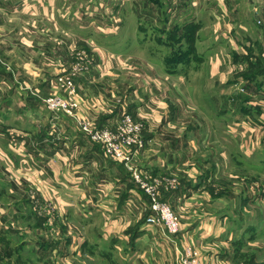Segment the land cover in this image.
<instances>
[{
  "label": "crops",
  "instance_id": "crops-1",
  "mask_svg": "<svg viewBox=\"0 0 264 264\" xmlns=\"http://www.w3.org/2000/svg\"><path fill=\"white\" fill-rule=\"evenodd\" d=\"M19 2L22 3L19 11L29 12L23 16L28 17L32 27L35 24L40 26L43 17L48 20L47 32L53 35L59 32L69 34L66 29L74 27L70 21L65 23L60 19L64 7L69 4L65 0H0L2 23L7 22L3 19L5 9L11 11L14 3ZM197 2L200 4V0ZM71 6L72 3L69 7ZM213 6L212 9L208 8V12L215 19L214 25L220 29L218 34L216 32L218 43L228 44L239 55L245 49H241L238 43L248 45L246 51L257 43L264 57V0H214ZM10 21L13 23L12 19ZM27 36H23L22 44L29 49V46L34 47L38 41L32 39L34 35L31 39H27ZM84 37L83 48L76 46L69 53L71 58L73 56L71 61L79 54L83 55L82 74L87 75L85 81H82L84 92L81 93L83 105L79 110L80 114L82 117L95 119L100 126L115 122L124 113H131L134 118L141 120L144 124L145 148L137 159L138 166L142 172L147 171L161 179L176 178V185L168 190L162 188L160 197L171 204L179 217L181 232L178 237L184 236L189 241L192 237L195 239L197 246H193L200 248L202 264H228L229 260L233 261L229 252L235 247H232L233 230L227 225L230 218L226 208L227 200L224 204L221 199L213 200L210 192L206 191L204 180L208 175L228 174L226 170L215 167L218 158H222L219 159L221 165L223 161L228 162L230 172L234 166L238 168L233 160L235 156L239 158L237 162L246 164L244 168L248 172L251 170L258 173L259 180L263 178L264 182V80L257 81L254 77L248 79L244 75L236 81L243 92L235 94V100L233 98L228 106L226 103L223 105L225 109L230 105L240 106L245 114L224 128L228 141L215 143L217 153L213 154L208 145L204 147L207 152H204L201 141L196 136L197 129L189 126L192 117L178 115L168 96L174 87L180 89L179 82L193 72L188 71L192 63L185 61L176 67L165 64L163 68L143 67L138 70L128 59L124 61L116 58L115 52L101 50L100 44L91 35ZM42 40L51 42V37ZM77 40L74 42H78ZM41 48L45 50L44 42ZM219 52L220 49L212 51L211 58L203 64L208 67L213 81H219L225 97L229 94L233 97L235 91L233 92L232 85L235 83L226 84V77L230 75L222 69ZM252 54L253 52L249 56L247 53L243 58L246 66L255 64L256 58ZM40 56L34 53L31 58L26 59L29 60L28 63L17 66L24 72L19 69L17 74H10L0 70V89L6 92L0 100V108L2 109L3 104L6 110V116L1 111L3 116L0 118V202H4L3 196L10 192L7 184L13 179H9V175H13L24 164L28 166V160L25 159L28 153L36 164L31 169L29 179L35 182L34 187L41 193V198H38L39 206L48 205L50 211L60 218L59 234L53 241L62 243V246L59 244V252L55 260L49 259L51 262L178 264L176 253L167 243L168 239H162L144 221L148 214V201L143 190L125 171L121 161L102 153L98 144H92L67 121L62 125L52 126L49 118L44 119L46 114L37 112V104L42 95L39 85L36 86L37 82L46 83L48 92L49 88L52 89L50 83L48 85L46 82V71H42L40 76ZM228 57L233 58L229 49ZM117 67L121 68L120 72H125L126 78L120 73L116 74ZM15 75L22 83L27 84L25 80L29 82L27 91L19 90ZM116 82L121 84L120 89L116 87ZM29 90H38V96ZM19 92L22 93L21 96ZM28 112H34L29 114L32 115L30 119L27 117ZM226 121H231V118H226ZM12 129L26 137V152L8 142V132ZM237 140L241 142L240 152L233 153L231 145ZM22 162L27 164L21 165ZM41 165L44 170L39 169ZM48 184L53 185L56 190L48 189ZM3 188H6L4 193ZM256 188L258 191L249 190L246 201L249 203V211L252 202L254 203L257 208L256 219L260 222L257 227L247 225L252 224L254 218L247 216L249 211L246 213L245 227H248L244 231V245L260 247L252 244L262 243L264 240V183ZM18 190L23 192V189ZM18 202L24 212L33 208L32 216H40V221L48 218L29 199H19ZM229 226L233 227V224L230 223ZM160 230L163 235L162 228ZM152 241L161 242L157 244L158 248L155 247L159 255L154 262L151 254L153 245H150ZM179 245H184V242L179 241ZM53 247H50L51 251ZM214 252H220V258L224 262L217 261L213 257Z\"/></svg>",
  "mask_w": 264,
  "mask_h": 264
},
{
  "label": "rangeland",
  "instance_id": "rangeland-1",
  "mask_svg": "<svg viewBox=\"0 0 264 264\" xmlns=\"http://www.w3.org/2000/svg\"><path fill=\"white\" fill-rule=\"evenodd\" d=\"M197 1L198 0H65V2L69 4L64 7L60 19L65 23L70 21L74 25L73 28L66 29L69 33L66 35L61 32L55 33L54 35L48 33L46 30L48 21L46 17H43L40 26L35 24V27H32L28 17L25 18L23 16L29 12L23 10L19 11L21 9L20 6H22L21 2L14 3V7L10 8L11 11L7 8L5 9L3 19L7 21L6 23H2L0 15V70L8 71L10 74H17L16 71L19 69L21 72H24L22 68H18L17 66L20 63H28L29 60L26 59L31 58L32 54H40L41 56L39 59L42 63L40 64V76L43 73L42 71H46L47 77H45L48 78L46 82L47 84L50 83L52 89L49 88L48 92L45 88L46 83L41 84V80L39 82L40 84L37 82L36 86L39 85L40 94H42L37 104V107H39L37 112L41 111L46 114L47 116L44 119L49 118L52 126L62 125L67 121L75 131H79L85 138L87 137L92 144H96L97 142L91 140L89 131L93 132L97 131V128L101 129L100 132L97 131L101 136L98 139L100 142L106 141L107 136H105V133H110L116 137L120 136L119 133L117 135L114 134L113 130L117 127V123L120 122L121 116L113 123H105L107 125H103L101 128L99 124H96L97 122H95V119L82 117V114L79 112L83 105V96L81 93L84 92V87L82 81H85V76L87 75L82 74L84 66L81 60L83 59V55L79 54V56H76L75 60L71 61L73 56L71 58L69 53L71 54L76 46L78 48H83V40L86 39L84 35H91L94 37L95 42L100 44L99 47L101 50L115 52L116 58H122L124 61L128 59L134 66L138 67V70L143 67L163 68L165 64L168 67H176L179 63L185 61L190 62L192 64H190L188 67L189 69H187L193 72L185 77V79L181 80L182 82H179L180 89L174 87L173 91L168 93L170 103L173 107H176L178 115L184 118H188V116L192 117V123H189V126L197 129L196 136L201 141V147L204 149V147L208 145L213 154L217 153L218 148L215 146V143L228 141L227 136L224 135L223 132L225 131L224 128L228 123L236 121L237 118L239 119L245 114L244 109L240 106L232 107V105H230V107L225 109L223 104L226 103L228 106L233 98L235 100V94L243 92V88L240 86L238 87L239 82L236 81L239 78H243L248 70L253 69L255 73V76L253 75L254 79L257 81L260 79L264 80V67L259 66L257 68H252L255 66L251 64L246 66V62H243V58L247 53L251 56L253 52V54H255V56L252 54L253 58H257L258 55H261L259 44L254 43L253 46L246 51L248 45L238 43L237 45L241 46V49H245V52L242 51V55L233 51L228 44L220 45L217 38L220 29H217L214 25L215 19L208 12V8L212 9L214 7V0H200V4ZM70 3H72L71 7H69ZM11 19L13 23L10 21ZM33 35L34 37H32ZM23 36H27V39H31L32 37L34 41H38L34 46L35 48L33 46H29V49L24 48V44H22ZM49 37H51V42L46 43L45 40H42H47ZM58 37H62V39ZM75 39H78V42H74ZM43 42L46 44L45 50L41 48ZM88 47L93 49L91 46ZM215 49H220L219 53L222 69L230 75L226 77V84L231 82L235 83L232 85V88H234L233 92L235 91L233 97H231V94L225 97L223 88L218 84L219 81H213V78L209 76L208 67L203 64L205 60L208 62V59L211 58L212 51ZM228 49L232 51L233 58L228 57ZM238 51L240 52V49ZM11 59L15 60L12 61ZM256 60H258V58ZM211 65L209 64V66ZM180 67L182 66L180 65ZM120 70L121 68L117 67L116 74L120 73L122 77L126 78L125 72H120ZM60 76H65V84L63 87L58 84V78ZM116 77H118V75H116ZM14 79L17 81V85H19V90L25 89L27 91L30 87L28 86L30 84H28L29 82L27 80L25 81L28 85L22 83L16 75ZM66 79H69V84L66 82ZM120 85L121 84L118 85L116 82V87L118 86L119 89ZM32 90L29 91L33 92ZM37 92L34 91L33 93L38 96ZM69 92H71L70 95L68 94ZM5 93V91L0 89V100ZM21 95L22 93L19 92V96ZM56 95H65L64 99L67 102L70 101L69 97H71L72 100L75 102L77 101V107L73 109L70 107V104L65 103L67 107L71 108V110L65 109L67 112L66 114L50 110L47 108L45 100L48 99V97ZM60 100L63 101L62 98ZM1 111L3 115H5L6 110L3 104L2 109L0 108V118L3 116ZM32 113L34 112H28V119L32 117V115H29ZM129 114L132 115L131 113ZM226 118H231V121H226ZM134 119L138 121L142 127L140 135L144 142L142 148L144 150V124L141 120ZM94 125L98 127L94 128ZM232 126L234 129L237 128H235L234 124ZM8 134V142L18 146L21 151L26 152V137L20 136L15 129L9 131ZM138 134L139 132H137L136 135ZM214 139L217 140L215 142H210ZM105 144L107 143L105 142ZM240 145L241 142H239V140L232 143L231 149H233V153L240 152ZM107 147L110 153L100 147L102 153L115 158L111 155L115 153L111 151L108 145ZM211 147H213V149ZM206 150L207 149H204V152H207ZM140 154L139 152L137 156L140 157ZM29 157L31 158L27 153L25 159L28 160V164L26 162L21 163V165L26 163L29 167L24 164L14 172L13 175H9V179H13L10 180L12 182L7 184L10 192L2 198L5 203L0 202V264H55L54 261L51 262L49 259L52 258L55 260L59 252L58 248L60 245L62 246V243H54L53 241L59 234V227L61 226L60 218L50 211L48 205H44L43 207L42 205L39 206L38 200L41 198V193L34 187L35 182L29 179L31 169L33 170L36 164H34L35 160H31ZM219 159L222 158H218L215 167L226 170L228 174L223 175L220 173L218 175H208L204 183L207 187L206 191L210 192L213 200L221 199L223 202L222 204L227 200L226 208L230 216L227 225L228 228H232L233 230L232 247H235L229 252L234 260H229L228 264H264V240L261 241L262 243L254 242L252 244L259 245L260 247L244 245V241H246L244 231L245 228L248 227H245V218L246 213L249 211L247 209V205H249L248 201H246L247 196L251 189H254L253 191H258L256 187L264 183L262 181L263 178L261 177L262 179L259 180L258 173L251 170L248 172V169L244 168L246 164L242 165V163L237 162L239 158L235 156L233 160L238 168L234 166L232 172H230L228 162L226 163L223 161L221 165ZM136 164L138 165V161H136ZM42 168L43 166L41 165L39 169L44 170ZM125 171L129 174L126 169ZM146 174L150 175L147 171ZM146 178L148 181H151L152 178L157 177L150 175L146 176ZM47 188L53 191L56 190L55 188L53 189V185L51 184H48ZM18 189H23V192ZM5 190L6 188H3V193ZM261 194L262 192L260 191V195ZM25 198L32 201L33 204H36L38 209L43 210L42 212H44L45 216L48 218H42L40 221V216H32L34 213L31 207L24 212L18 200ZM256 198L258 197L256 196ZM162 200L175 212L170 203L164 199ZM252 204V208L247 216L253 217L254 219H252V224L247 225L257 227L260 221L258 222L256 219L257 208L253 202ZM89 214L90 213H87L88 216H90ZM230 223L233 224V227L229 226ZM149 227L152 228L154 233L162 236V239H168L166 233L162 235L160 227ZM180 232L179 230V234ZM171 240L172 241H168L167 243L176 253L178 264H180L181 248L190 245L197 246V242L193 237V241H189L186 237L181 235L180 238L177 237L174 239L172 236ZM179 241L184 242V245H179ZM157 244H161V242L154 243L152 241L150 244L153 245V250L151 251L152 262H154L159 255L157 252ZM51 246H54L52 251L50 250ZM67 246L66 244L65 247ZM199 250L200 248L196 249V255L201 259L202 253H200ZM164 254H166L165 251ZM218 254L219 257H222L220 252H218ZM68 256L69 255H66V257ZM58 257L60 258L61 255ZM220 260L222 261L223 259L220 258Z\"/></svg>",
  "mask_w": 264,
  "mask_h": 264
},
{
  "label": "built area",
  "instance_id": "built-area-1",
  "mask_svg": "<svg viewBox=\"0 0 264 264\" xmlns=\"http://www.w3.org/2000/svg\"><path fill=\"white\" fill-rule=\"evenodd\" d=\"M64 79L65 76H60L58 78V84L61 87H63L65 84ZM66 82L69 84V79H66ZM68 94L70 95L71 92ZM61 98L63 101L60 100ZM64 98L65 95L51 96L45 100V104H47V108L52 111H58L66 114V108L70 110L71 108L75 109L78 103L77 101L75 102L72 100L71 97H69V102H67ZM65 103L70 104L71 108L67 107ZM119 121L120 122L117 123V127L113 130V133L116 135L119 133L120 136L116 137L110 133H105V136H107L106 141L100 142L98 139L101 136L98 132H100L101 129L97 128L98 132L89 131L91 140L97 142L96 144H98L102 149L104 148L106 152H109L107 147L108 145L109 148H111V151L115 153L111 155L123 163L125 169L129 172L133 181L137 183L139 188L143 190L148 201V214L145 217V222L151 227L156 226L162 228L163 233L168 235V241L170 242L172 241V236L173 239L178 237L180 230L179 217L171 209V207L162 200L160 193L162 188L168 190L170 187L175 186L177 180L176 178L161 179L158 177L152 178L151 181L147 180L146 176L150 175L146 174V172H142L139 166L136 164L138 159L137 155L139 152L141 153L144 145L143 139L140 135V132L142 131L141 124L138 121H135V119L129 113H124L120 117ZM93 127L96 128L98 126L94 125ZM100 127L102 128L103 126ZM137 132H139L138 135H136ZM105 142L107 144H105ZM196 253L197 251L192 245L181 248L179 261L180 264H202V258L200 259ZM213 257L217 261H221L217 252L213 253ZM222 262L224 261L222 260Z\"/></svg>",
  "mask_w": 264,
  "mask_h": 264
},
{
  "label": "trees",
  "instance_id": "trees-1",
  "mask_svg": "<svg viewBox=\"0 0 264 264\" xmlns=\"http://www.w3.org/2000/svg\"><path fill=\"white\" fill-rule=\"evenodd\" d=\"M257 58H258V60L255 61V64H252L255 67H252V68H257L259 66L264 67V57L262 56V54L258 55ZM253 75L255 76V73H254L253 69L252 70H248V72L245 74V76H247L248 79L254 77Z\"/></svg>",
  "mask_w": 264,
  "mask_h": 264
}]
</instances>
